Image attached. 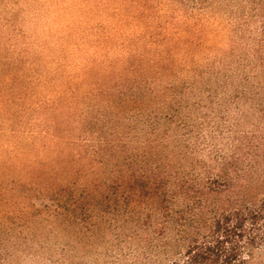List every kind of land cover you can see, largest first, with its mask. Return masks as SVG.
<instances>
[{
	"label": "trees",
	"instance_id": "obj_1",
	"mask_svg": "<svg viewBox=\"0 0 264 264\" xmlns=\"http://www.w3.org/2000/svg\"><path fill=\"white\" fill-rule=\"evenodd\" d=\"M179 3L211 37L205 12L235 3L260 25L253 57L158 87L174 59L135 43L108 65L111 87L85 85L92 64L59 104L21 105L29 87L16 95L0 151L11 162L0 167V264H264V0ZM41 109L62 118L37 124ZM61 226L81 249L48 247L43 231Z\"/></svg>",
	"mask_w": 264,
	"mask_h": 264
},
{
	"label": "rangeland",
	"instance_id": "obj_2",
	"mask_svg": "<svg viewBox=\"0 0 264 264\" xmlns=\"http://www.w3.org/2000/svg\"><path fill=\"white\" fill-rule=\"evenodd\" d=\"M242 12L235 3L221 6L214 14L205 12L212 16L205 26L215 31L211 37L192 27L193 12L179 0H0V151L7 153L8 119L16 95L29 87L34 93L28 90L21 105L59 104L60 91L80 89L85 69L92 64L95 69L85 85L101 79L111 87L117 82L109 79L108 65L127 60L128 49L135 43L149 56L174 59L172 77L158 80V87L169 83L181 87L195 71L220 59L252 58L260 25L243 22ZM43 110L31 112L37 124L39 119L49 123L62 118ZM28 119L26 113L23 120ZM10 165L7 157H0V167ZM41 236L57 253L67 246L81 249L78 234L64 231L63 226ZM22 264L47 262L29 258Z\"/></svg>",
	"mask_w": 264,
	"mask_h": 264
},
{
	"label": "clouds",
	"instance_id": "obj_3",
	"mask_svg": "<svg viewBox=\"0 0 264 264\" xmlns=\"http://www.w3.org/2000/svg\"><path fill=\"white\" fill-rule=\"evenodd\" d=\"M243 259H247V255H244V256H243Z\"/></svg>",
	"mask_w": 264,
	"mask_h": 264
}]
</instances>
